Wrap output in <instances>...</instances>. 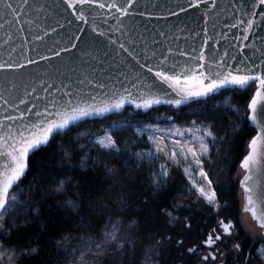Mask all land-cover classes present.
Masks as SVG:
<instances>
[{
  "label": "snow or ice",
  "instance_id": "snow-or-ice-1",
  "mask_svg": "<svg viewBox=\"0 0 264 264\" xmlns=\"http://www.w3.org/2000/svg\"><path fill=\"white\" fill-rule=\"evenodd\" d=\"M67 5V9L72 11V15L76 21L83 24L89 23V17H92L91 35L85 32L82 27H78L71 34L66 33L65 39L69 46L60 47V51L53 48L48 50L54 56H59L61 52H70L71 49L77 47L73 41H80L81 36L77 33H83L88 40L97 45H103L105 48L117 45V40L101 30L95 22V17L100 15L98 10L108 9L111 13L110 18L116 21L117 30L123 23L122 17L130 15L129 9L132 8L135 0H63ZM206 0H190V8H198L201 3ZM28 4V0H22L21 3L14 4L9 0H0V15L3 16L9 25L21 24L18 31L23 32V23L21 14L24 12V5ZM212 6L216 7L215 0H212ZM31 7V6H29ZM180 11L186 9L179 5ZM233 8L240 15H234V23L228 25L231 28L240 29V36L236 37L247 41L253 27H258L257 16L260 21H264V0H240V3L233 4ZM259 9V11H257ZM177 13H172L176 15ZM140 15H144L140 13ZM207 21H205L206 23ZM35 23V21H31ZM72 20H68L67 24L71 25ZM107 23V20L104 21ZM59 28H65L59 20L56 21ZM241 26H243L241 28ZM3 27V25H0ZM43 35L34 34L36 41H43L45 36H49L48 29H42ZM56 28H52L51 32H56ZM160 35H163L161 33ZM207 36V29H205ZM99 38H106L101 40ZM227 37H225L226 39ZM208 37L201 45L200 51L197 52L193 48L191 53L180 51L181 57L186 60L181 63L176 59L171 49L168 54L161 53L157 55L156 50H151L145 46L140 53L125 47L124 43H119V50L127 53V57L123 58L120 63L124 65L127 71L119 70L118 75L113 77L109 74L106 79H115L120 87L115 84L107 91L108 84L102 80L85 79L79 80L77 87H73L71 83L61 82L60 87L54 89L55 95L50 93V89L54 85L48 84L43 88V92L50 95L51 99L40 107L33 103L28 107L29 101L25 98H19V104L10 103L8 99H3L4 105H10L18 112V115H6L0 119V234L6 239L11 238L12 231L18 228L17 219L22 218L25 224L31 223L33 220H39L44 216L45 211H52V206L44 205L47 200L55 199L68 192L69 186L77 189L74 194L76 199H68L57 204V208L79 209L85 204L95 209L103 208L111 215L109 222L105 224L103 237L100 242L95 244L96 249L100 250L103 246H114L113 254L123 255L125 250L131 248L136 251L138 244H148L153 247L148 248L145 253L146 260L152 256L159 255L154 251L155 247L163 251L166 244H171L168 255H174L175 259L170 264H249L252 257L245 255L243 260L239 259L242 246L236 241L239 233L234 232L235 225L231 220L219 219L216 226L209 231L207 227L202 232L196 223L194 215L180 217L174 215L180 208V203L166 205L165 202L174 192H179L181 199L185 196L196 194V202L200 206L201 211H209L210 219L220 216L222 211L228 208V201L225 200L221 204L217 197V191L222 196L230 194V188L237 181L242 189L243 205L242 211L250 213L251 218L261 230L259 237L264 239V51L260 52L259 57L243 56L237 59L231 56L225 49L220 55L215 49L206 55L205 48L208 45ZM264 41V37L260 38ZM134 42L130 40V43ZM59 44V41H55ZM156 43V41H154ZM247 45H241V52ZM257 51H260L257 49ZM194 53V54H193ZM40 60H50V56L39 54ZM131 58L129 62L128 58ZM229 60L232 63H229ZM27 64L37 63L36 60L26 58ZM25 64L21 63H0V69L23 68ZM139 71H135V69ZM123 77L127 81H120L119 77ZM91 85V91L85 92L79 88V85ZM224 91L233 93H244L242 97L243 104L232 103L226 100L237 119L246 121L243 130L239 126L231 128V134L242 136L251 135V139L245 143L243 150V158L239 156L240 171L229 184L222 183L219 179L211 178L210 173L206 170V166H210L213 162L211 153L213 151L220 152V147L226 142L228 132L222 136H218L214 132L216 123L210 122L206 126H196L193 121V128L180 129H161L159 125L145 124L136 129L138 134L150 132L148 140L152 142L155 151L133 152L131 155L140 163L148 162L154 167L150 171V183L154 195L161 196L160 202L155 207L150 206L149 211L143 216V228L141 222L136 219H129L127 222V234L134 237L129 239L128 235L121 234L119 226L120 222H114L112 216L126 213L129 205L125 198V185L119 183L120 168L115 167L111 161L100 160L87 152L81 156L79 167L83 170V175L75 178L67 176L62 172L57 173L63 176L54 187L42 189L45 175L48 173L46 161L48 156L44 155L52 146V142L60 137L61 134L70 133L73 126H78L80 122L90 117H102L108 113L119 112L125 108V105H131L135 109L147 112L154 106L168 105L173 108H179L186 105L190 101H201L205 103L207 99L220 94ZM36 92V88H32L31 92L25 89V96H31ZM40 99L39 96L35 97ZM19 105H25V110L20 111ZM241 106H243V116H240ZM215 110V109H214ZM171 119V117H169ZM11 121L12 123H7ZM223 123V122H221ZM15 125V126H14ZM125 126L131 127L130 124L121 125L113 124L112 128L104 131L103 135L97 136L93 144L95 147L112 157L113 160H119L122 155L127 154L126 150H122L117 139L114 138L113 129H120ZM157 133L164 135L157 136ZM172 136L184 137V139H176L172 142V147L163 145L168 151L162 156L163 151L161 144L163 139ZM238 144V142H237ZM220 146V147H218ZM57 147L64 152L65 155L71 156L67 152L63 144ZM81 149L85 146L80 145ZM222 156H231L232 153H223ZM166 157V158H165ZM170 165L183 167L184 176L187 178L188 187L186 191L173 189L166 192L165 189L170 188L169 180L171 179ZM140 164H137L139 167ZM102 168L104 176L109 180L105 186L103 183L95 179V172L90 171L95 168ZM235 167V163H232ZM75 171V169H73ZM32 180L28 181L29 175ZM39 177V178H38ZM27 181L28 191L25 193L21 187ZM215 184V187L213 186ZM108 194L113 201L115 207L108 204H100L99 198ZM134 194V193H133ZM144 203H148V197L144 198ZM139 213H137L138 215ZM80 216L81 224L89 223V216L84 213L77 212ZM31 218V219H29ZM47 230L48 224L41 225ZM155 229V231H154ZM171 232L170 235L166 233ZM162 237L156 240V236ZM253 238L257 234L254 232ZM71 238V234H61L58 240H50L48 247L54 251L62 250L64 242ZM192 245V246H189ZM41 249L39 247L32 248L29 256L38 255ZM257 259L264 260V243L256 250ZM5 253L0 251V259H3ZM231 257V259H229ZM164 259V257H161ZM83 259V254H81ZM12 257L8 256L9 264ZM48 264H51L49 260ZM165 264L169 261L165 259Z\"/></svg>",
  "mask_w": 264,
  "mask_h": 264
},
{
  "label": "water",
  "instance_id": "water-1",
  "mask_svg": "<svg viewBox=\"0 0 264 264\" xmlns=\"http://www.w3.org/2000/svg\"><path fill=\"white\" fill-rule=\"evenodd\" d=\"M9 2L18 4L22 0H9ZM107 2H111V0H107ZM118 2H123V0H118ZM189 3L190 0H135L132 8L129 9L130 15L121 18L123 23L119 30H117L116 21L110 18L111 13L108 9L98 10L100 15L95 17L96 24L112 39H116L117 45L105 48L103 45L89 41L83 33H77L81 36L80 41H73L77 47L71 49L70 52H61L59 56H54L48 50L49 48L60 51V47H70L64 38L66 33L71 34L76 28L82 27L86 33L91 35L92 17H89L88 24H83L75 20L72 11L67 9L63 0H28V4L24 5V12L21 14V21H28L22 25L23 32L18 31L21 24L9 25L0 15V25H3L0 27V63L26 65L23 68L0 69V97L16 104H19V98L23 97L29 101L28 107H31L33 103L43 107L47 100L51 99L50 95L43 92V88L48 84L54 85V88L49 90L50 93L58 96L60 93H55L54 89L60 87L61 82L71 83L75 88L78 81L85 77L106 82L108 89L100 91L111 89L113 84L119 88L120 84L115 79H106L109 74L116 77L118 69L127 71L120 63L123 58L127 57V53L119 50V54H117V51L113 50L114 48L118 50L119 43H124L125 47L140 53L141 56H143L141 50L145 46L149 49V55L153 49L157 51L158 56L161 53L167 55L168 50L171 49L172 53L176 54V59L181 63L186 60V57L179 56L180 51L191 53L192 49L196 48L198 52L208 37L211 39L208 40L210 47L206 46L205 48L206 55L213 49L222 55L223 51L227 49L231 56H236L239 60L243 56L259 57L260 52L264 51V41L260 39L264 37V21H260L259 16L256 18L259 26L253 27L247 41H244L242 36L240 39L236 38L240 36V29L228 26L234 23V15H240L233 8V4L238 5L240 0H215L216 7L212 6V0H206L198 8H190ZM179 5H182L186 11L181 12ZM140 13L144 15H140ZM172 13L177 14L172 15ZM57 20L64 24L65 28H59L56 24ZM68 20H72L73 23L68 25ZM105 20L107 23H104ZM31 21H35V23H31ZM205 21L207 22L205 23ZM52 28H56L57 31L51 32ZM42 29H48L50 35L45 36L43 41H36L34 34L43 35ZM205 29H207V36H205ZM161 33L163 35H160ZM225 37L227 38L225 39ZM130 40L134 42L130 43ZM55 41H59V44H56ZM241 45H247L242 52ZM38 53L50 56L51 59L40 60ZM26 58L36 60L37 63L27 64ZM128 60L134 63L130 57ZM229 63L232 61L229 60ZM135 71H139V69L137 68ZM119 80L124 81V78L121 76ZM124 83L127 86V81ZM32 88H36V92L31 96H25V89L31 92ZM79 88L85 92L91 91V85L87 84V80H85V84L79 85ZM37 96L40 99H36ZM3 99H0V119L9 114L18 115V112L10 105H4ZM192 102L195 101H190L186 105ZM160 106L168 105L162 104L153 108ZM25 107V105H19V110L24 111ZM125 108L145 112L135 109L131 105H125ZM124 109L102 117H90L86 120L101 119L121 113ZM7 123L12 122L8 121Z\"/></svg>",
  "mask_w": 264,
  "mask_h": 264
},
{
  "label": "trees",
  "instance_id": "trees-1",
  "mask_svg": "<svg viewBox=\"0 0 264 264\" xmlns=\"http://www.w3.org/2000/svg\"><path fill=\"white\" fill-rule=\"evenodd\" d=\"M224 93L229 95V100H231L232 103L241 105L243 104L242 97L246 95L244 93L237 94L230 91H224L207 99L206 103L203 100L199 102L195 101L186 106L174 109L176 111L177 120L185 121V123L192 119L205 121L208 123L214 121L216 123V127L213 129L215 132H219L223 135L228 132V143L223 144V149H226L224 153H232V155L224 156V158H227V160H221V167H225V163H231L232 159H235L237 156H239L240 159L243 158L245 143L251 139V135L255 134L252 132L250 135L242 137L238 134L236 136L231 134V128L235 126H239L240 129L243 130L246 126V121L237 119V116L228 110L229 106L224 107V104L216 103L221 99V95ZM166 109L173 108L170 106H160L153 108L146 113L135 112L133 114L138 117H145L143 120L146 122H155L156 120L154 119L153 115H151L152 112H163ZM127 110H130V108H125L119 114H113L102 119L85 120L80 122L78 126H73L70 133H62L61 135L64 136L63 140H61L60 137H57V139L52 142V146L48 149L47 153L44 154L49 158L46 161L48 173L45 175L44 182L41 185L42 189L54 187L55 183H58L60 179H63V176L57 175L59 172L73 177V183H75V178L83 175V170L80 169L79 164L81 156L87 152L86 147L83 149L80 147L81 144L85 145V143H87V138L82 137L83 131H94V135H99L103 132V130L99 127L100 124H102L100 121L119 117L125 114ZM241 110L243 111V106H241ZM114 137L117 139L120 147L122 148L123 137H119L116 134ZM61 143L63 144L64 149L71 153V156L65 155L64 152H62L57 147V145ZM93 156L100 160L111 161L115 167L120 168L118 182L125 185V198L127 199L129 208L126 213L112 216V220L114 222H120L119 226L121 229V234L128 235L126 226L129 219H136L140 221L142 229L143 216L149 211L150 206L155 207L157 203L160 202L161 196L163 195V193L160 195L152 194L153 190L150 183V175L148 177V174L150 173H146L144 167H142V164L137 167L138 163L134 162V160L131 158L128 159V152L127 154L122 155L118 161L113 160L111 156L105 154L103 151H99V154L96 155L94 153ZM73 169H75V171H73ZM90 171L95 172V179L98 182L103 183L105 186L109 183V180L104 176L102 168L97 167L94 170L90 169ZM176 173L177 172L175 170L173 173V178L169 181V185L171 187L165 189L166 192L172 191L173 189L184 190L183 188L186 187L181 176ZM31 180L32 175L30 174L28 181ZM21 187L24 189L25 193H27V181ZM234 191L235 187H231L229 195L222 196L221 194H217V197L222 204L225 200L228 201V208L225 211H222L221 215L218 217L226 218L234 216V218H236L238 215L239 201ZM76 192L77 189L69 186L68 192L66 194L46 201L44 205L45 209H47V205H51L52 211L49 212L46 210L43 217H41L39 220H33L28 224H25L22 218L17 219L16 223L18 228L12 231V236L9 239H6L1 234L0 242L5 251L7 253H20V257L17 259L15 264H48L49 260L51 261V264H66L70 256V247L65 246L67 242H73L80 239H93L95 241L102 240L105 224L109 222V217L111 215L109 212L105 211L103 208L95 209L94 207L88 206L87 204L79 209L57 208V204L59 202L68 199H76V196L74 195ZM177 193L178 192H174L173 196H170L165 204L171 205L174 203H180L181 208L179 210L197 213L195 218L199 228L210 226V224L207 222L210 220L208 216L210 215V212L200 210V206L196 202V195L189 197L184 202H178L175 197ZM145 197H148L147 204L144 203ZM99 203L108 204L112 207H115L108 194L100 197ZM77 212L84 213L86 216H89V223L81 224L80 216L77 215ZM137 213L139 214L137 215ZM199 213H203V215H200ZM174 215H176V213H174ZM44 223L48 224L47 230L41 227V225ZM62 233L65 235H68L69 233L71 234V238L62 245V250L54 251L49 248L47 246L48 242L50 240H58ZM169 233L170 232L166 233V235ZM128 238L133 239L134 237L128 235ZM158 238L162 237L157 235L156 240H158ZM36 247L41 249L40 253L38 255L29 256L30 250ZM113 247L114 246H108L104 248V252L107 251L108 258H105L106 260H104L103 264L152 263V258L146 260L145 256L148 248L153 247L151 245L146 243L138 244L135 252H133L131 248H128L125 250L122 256L118 254L114 255ZM148 255L152 257L151 253H148Z\"/></svg>",
  "mask_w": 264,
  "mask_h": 264
},
{
  "label": "rangeland",
  "instance_id": "rangeland-1",
  "mask_svg": "<svg viewBox=\"0 0 264 264\" xmlns=\"http://www.w3.org/2000/svg\"><path fill=\"white\" fill-rule=\"evenodd\" d=\"M226 100H229V95L227 93H224L221 95V99L218 100L216 103L224 104V107H226V106H228L225 103ZM219 104H217V105H219ZM171 108H173V107H171ZM174 109L175 108H173V110ZM169 111L170 110L166 109L163 112H161V111L152 112L151 115H153L154 119L156 120L155 121L156 125H159V127L161 129H165V130L170 129V128L181 130L182 125H184L183 123H185V121H182L183 122L182 124H180V123L178 124L176 122H171L169 120V115H170ZM135 112H138V111H134L130 108V110H127L125 112V114H123L119 117H114V118H111L108 120L100 121V122H102V124H100L99 127L102 130H107V129L112 128V125H110V127H105L108 124H121V125L130 124L131 127L125 126L123 128H120V129H113V132L117 136L123 137L121 149L126 150V152H128V156H129L128 159L131 158L134 160V162H136L140 165L142 164L143 165L142 167H144V169H147L149 171L148 173H150L151 170H154V167L152 165H150L146 161L144 163H140L139 161L136 160L135 157H133L131 155V153H133V152H140V151L147 152V151L151 150V147H150L148 141L146 139L143 140L144 138L142 137V135L138 134L136 132L137 128H140L144 125L143 122L145 120H143V118H145V117L135 116L133 114ZM175 115H176V113H175ZM240 116H243L242 110L240 112ZM190 123H191V126L194 127L193 123L192 122H190ZM161 134H163V133H161ZM100 135H103V134L94 135V131H91V132L83 131L82 137L87 138V143H85L84 146L86 147L89 155L93 156L94 153L96 155V154H99V151H101L100 149L95 147L93 144L94 139ZM172 137H174V136H172ZM172 137H170V138H172ZM165 139L168 140V138H165ZM176 169L177 168H175L173 165H170V171L176 170ZM239 171H240V169H238L237 172H239ZM176 174H179V173L177 172ZM193 195H196V194L193 193ZM242 198H243L242 189L239 188L238 199H239V205H240V208H239L240 225L243 228V230L252 237H253L252 234L255 232L257 234L256 238L260 239L264 243V239L259 237V233L261 230L258 228V226L254 222V220L251 218L250 214L244 213L242 211V203H243ZM0 237H1V234H0ZM102 239H104V237ZM100 241H95L93 239H80V240L73 241V242H67L65 246L70 247V256H69L66 264H103L104 260H106L108 258L107 257V251L104 252V248L108 247V245H105L102 247V249L98 250V249H96L95 244L97 242H100ZM0 251L5 253L4 258L0 259V264H9V261H8L9 255H11V257H12L11 264H15L17 259L20 257V253H7L5 251V249L3 248L1 242H0ZM81 254H83V259H81ZM262 262L264 263V260H262ZM147 264H152V263H147Z\"/></svg>",
  "mask_w": 264,
  "mask_h": 264
},
{
  "label": "flooded vegetation",
  "instance_id": "flooded-vegetation-1",
  "mask_svg": "<svg viewBox=\"0 0 264 264\" xmlns=\"http://www.w3.org/2000/svg\"><path fill=\"white\" fill-rule=\"evenodd\" d=\"M168 110H170L169 111L170 112L169 117H171V119H169V120L171 122H176V123L182 122V121L176 119V115H175L176 111L175 110H173V109H168ZM110 125H113V124H108L105 127H110ZM104 131L105 130H103V132L101 134H103ZM215 133L218 136H222L223 135V134H221L219 132H215ZM113 135L115 136V133L114 132H113ZM225 143H228V141L226 140ZM218 147H220V146H218ZM224 151H226V149L225 148L223 149V146H222V147H220V152L219 153L216 152V151H213L211 153V155L213 157V162L211 163L210 166H206V170L209 171L211 178H213L214 180L219 179L222 183L229 184L230 181L233 180L236 177V175L238 173L237 172L238 169H240L239 168V161L235 158V159H232L231 163H225V167L224 166L221 167L220 166L221 160H223V159H224V161L227 160V158H224V156L221 155V154L224 153ZM233 162L235 163V167H232V163ZM145 171H146V173H148V171L146 169H145ZM174 171L175 170H171V179L174 176L173 175ZM176 171L179 173V175L181 176L182 180L184 181V184L186 185V187H184L183 188L184 190H182V191H186L187 190V187H188V182H187V178L184 176L183 167H178L176 169ZM148 177H149V174H148ZM213 186L215 187V184ZM231 187H235V191L234 192H235L236 197L238 199V191H239V188H240V185H239L238 181L234 185H232ZM217 194L218 195L221 194L219 192V190L217 191ZM175 197H176V200L178 202H184L189 197H193V194L191 196H185L183 199H181V195L178 192ZM238 201H239V199H238ZM239 208H240V205H239ZM199 214L200 215H203V213H199ZM176 215L177 216H180L182 218L184 216H190V215L196 216L197 213L196 212H191V211H186V210H179L178 212H176ZM208 216L210 218V215H208ZM219 219H225L226 222H227V220H231L233 222V224L235 225L234 232L239 233V235L236 237V241L235 242H239L241 244V246H242V249H243V251L241 252V254L239 256V259L240 260H243L245 255H249L250 257H252L250 259V261H249V264H264L262 262V260L255 258L256 255H257L256 250L259 248V246L261 245V243H263V241H261L260 239H257V238H253L252 236H250L249 234H247L243 230V228L240 225V221H239V213L236 216V218H234V216L233 217L231 216V217H226V218L216 217L213 220L210 219L209 221H207L210 224V226H206L207 229L210 231L211 228L215 227L216 226V223H217V221ZM204 230H205V227H202V228L200 227V231L203 232ZM170 234H171V232L168 235H170ZM161 239L162 238H158V240H161ZM189 246H192V245H189ZM171 247H172L171 244H166L164 246L163 251H161L160 248L155 247L154 251L157 252V253H159V255L152 256V259H151L152 260V263L153 264H165V259H167L169 261V264H170V261L173 260V259H175V256L174 255H168L169 250L171 249ZM161 257H164V259H162ZM229 259H231V257ZM177 264H181V262L180 261H177Z\"/></svg>",
  "mask_w": 264,
  "mask_h": 264
},
{
  "label": "bare ground",
  "instance_id": "bare-ground-1",
  "mask_svg": "<svg viewBox=\"0 0 264 264\" xmlns=\"http://www.w3.org/2000/svg\"><path fill=\"white\" fill-rule=\"evenodd\" d=\"M161 147H162V149H163V151H162V153H161V155L163 156L168 150H167V148H163V144H161ZM155 151V150H154ZM166 158V157H165ZM174 167H178V166H175V165H173Z\"/></svg>",
  "mask_w": 264,
  "mask_h": 264
}]
</instances>
